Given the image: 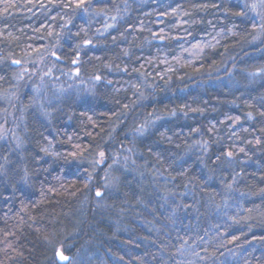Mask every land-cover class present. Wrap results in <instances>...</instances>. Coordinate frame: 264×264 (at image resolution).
Masks as SVG:
<instances>
[{"label":"trees","instance_id":"obj_1","mask_svg":"<svg viewBox=\"0 0 264 264\" xmlns=\"http://www.w3.org/2000/svg\"><path fill=\"white\" fill-rule=\"evenodd\" d=\"M0 126V264H264V6L0 0Z\"/></svg>","mask_w":264,"mask_h":264},{"label":"rangeland","instance_id":"obj_2","mask_svg":"<svg viewBox=\"0 0 264 264\" xmlns=\"http://www.w3.org/2000/svg\"><path fill=\"white\" fill-rule=\"evenodd\" d=\"M241 1L243 3L245 13L249 17L253 18L257 24H260L263 18L264 0ZM253 5H255L254 9L252 7ZM256 40L257 39H253L251 44L256 43ZM17 67L20 68L18 63ZM47 70V68L22 67L18 72V76H21L19 78H22V87H30L31 104L34 105L37 109L47 110L51 106V104L54 103L55 100L60 98L62 95L76 94L79 96H83L92 89L91 82L81 81L78 78L76 71L66 73L60 69L58 70V72L53 73L52 71L50 72ZM12 97V103L13 101H15V107H22L20 98L21 90L15 91ZM0 131H5V129L0 126ZM9 134L11 136V139H14L15 141L16 138L14 137V134H12L11 132ZM96 192L100 191L97 190Z\"/></svg>","mask_w":264,"mask_h":264},{"label":"water","instance_id":"obj_3","mask_svg":"<svg viewBox=\"0 0 264 264\" xmlns=\"http://www.w3.org/2000/svg\"><path fill=\"white\" fill-rule=\"evenodd\" d=\"M14 64L17 65V62H15ZM60 255H63L64 257H67V259L66 260H61ZM55 257H56V260H57V262L59 264H67L68 262L71 261V256L64 254L61 250L56 251Z\"/></svg>","mask_w":264,"mask_h":264},{"label":"snow or ice","instance_id":"obj_4","mask_svg":"<svg viewBox=\"0 0 264 264\" xmlns=\"http://www.w3.org/2000/svg\"><path fill=\"white\" fill-rule=\"evenodd\" d=\"M252 7H253V9H254V8H255V5H253ZM229 155H231V154H229ZM101 156H103V153H101ZM96 195H97V196H100L101 193H100V192H97ZM58 254H59V253H58ZM60 258H61V260H66V259H67V257H64L63 255H60Z\"/></svg>","mask_w":264,"mask_h":264}]
</instances>
